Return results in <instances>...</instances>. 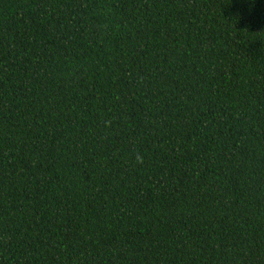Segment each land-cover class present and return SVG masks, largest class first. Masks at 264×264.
Listing matches in <instances>:
<instances>
[{
	"label": "trees",
	"instance_id": "16d2710c",
	"mask_svg": "<svg viewBox=\"0 0 264 264\" xmlns=\"http://www.w3.org/2000/svg\"><path fill=\"white\" fill-rule=\"evenodd\" d=\"M0 264H264V0H0Z\"/></svg>",
	"mask_w": 264,
	"mask_h": 264
}]
</instances>
